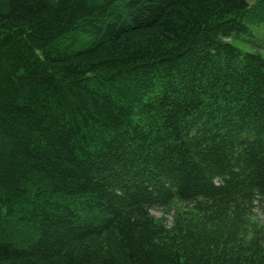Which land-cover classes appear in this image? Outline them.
Instances as JSON below:
<instances>
[{"label":"trees","instance_id":"obj_1","mask_svg":"<svg viewBox=\"0 0 264 264\" xmlns=\"http://www.w3.org/2000/svg\"><path fill=\"white\" fill-rule=\"evenodd\" d=\"M249 1L0 0V264H264Z\"/></svg>","mask_w":264,"mask_h":264},{"label":"rangeland","instance_id":"obj_2","mask_svg":"<svg viewBox=\"0 0 264 264\" xmlns=\"http://www.w3.org/2000/svg\"><path fill=\"white\" fill-rule=\"evenodd\" d=\"M254 2V0H250L249 5L253 6ZM248 25L253 33L257 46L232 40L230 42L244 52H257L264 56V25L255 22L252 24L249 23ZM186 211H189V207L174 204L171 209H153L150 213L156 223L160 224L164 229L170 230L172 229L174 223L178 220L179 216L183 217L186 215ZM252 220L257 223L261 227L260 229L264 232V210L259 208L255 209L253 211Z\"/></svg>","mask_w":264,"mask_h":264}]
</instances>
